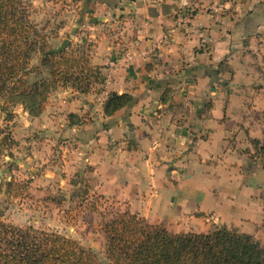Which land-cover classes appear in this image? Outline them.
<instances>
[{"label": "crops", "instance_id": "1", "mask_svg": "<svg viewBox=\"0 0 264 264\" xmlns=\"http://www.w3.org/2000/svg\"><path fill=\"white\" fill-rule=\"evenodd\" d=\"M92 9L87 34L103 90L78 97L67 87L54 100L58 111L91 117L72 127L65 120L63 133L82 152L97 143L92 153L106 156L93 158L97 191L174 232L188 231L178 222L190 215L257 221L264 168L245 150L264 133L247 129L246 93L236 83L258 72L244 63L262 60L264 0H95ZM227 74L237 82L218 87ZM109 91L132 102L105 116Z\"/></svg>", "mask_w": 264, "mask_h": 264}, {"label": "trees", "instance_id": "2", "mask_svg": "<svg viewBox=\"0 0 264 264\" xmlns=\"http://www.w3.org/2000/svg\"><path fill=\"white\" fill-rule=\"evenodd\" d=\"M92 46L82 42L57 51L31 20L22 0H0V111L4 119H12L9 107L16 104L39 115L48 94L58 86L80 95L90 93L102 80V66L91 62ZM36 55L38 63L33 62ZM132 99L127 92L109 91L102 105L104 115H113ZM69 119L71 124H82L84 117L70 113ZM249 142L253 151H245L264 168V137H250ZM13 143L0 123V170L2 152ZM77 181L71 180L72 184ZM12 185L5 182V192ZM85 185L86 192L90 187ZM2 217L0 209V264H100L91 249L73 238L6 223ZM102 229L111 264H264V246L251 233L225 225L206 232H172L162 223H150L138 213L123 210L105 218Z\"/></svg>", "mask_w": 264, "mask_h": 264}, {"label": "rangeland", "instance_id": "3", "mask_svg": "<svg viewBox=\"0 0 264 264\" xmlns=\"http://www.w3.org/2000/svg\"><path fill=\"white\" fill-rule=\"evenodd\" d=\"M22 1L29 8L31 20L46 34L53 47H58L64 39L69 40L67 46L71 44L75 46L82 42L94 45L91 42L93 37L87 34L90 32L87 31V22L90 18L88 13L93 11L92 5L95 0ZM105 30H110V33L112 31L110 27H106ZM261 35H264V31ZM261 43L263 44L260 53L262 60L252 59L251 63L243 62L247 70L256 67L258 71L256 76H244L236 83L237 81L229 78L227 74L226 78L222 77L218 82V87L227 82L229 86L236 83L244 88H238L246 93L243 98L246 110L241 111L240 114L248 123L247 129L256 136L264 133V37ZM33 62H39L38 55L34 56ZM64 88L67 87L58 86L48 94L39 115H32L23 105L16 104L9 107L13 117L8 121L4 119L5 113L0 111V123L14 141L3 150L1 155L2 219L6 223L19 226L30 225L73 238L91 249L97 255L100 264H111L106 255L102 222L111 214L123 211L124 207L119 201L96 189L95 185L100 179L95 174L97 171L93 166V158L107 160L106 156H97L92 153V148L97 143H92L93 146L87 152H82L78 139L74 137L66 139L63 131L66 129V121H70L69 114L58 111L61 110L62 105L54 100V95H58L57 92H63ZM102 90V86L98 83L94 85L91 92L99 94ZM76 94L78 97L84 96ZM106 96L104 95V100ZM42 114L44 116L40 117ZM73 114L84 117L82 124L91 120L89 113ZM234 115L237 116V112H234ZM59 116L62 117L59 118ZM72 125L74 124H71V127ZM233 133L232 131L230 137ZM251 159L258 160L252 157ZM76 174H78L77 177ZM73 179L78 180V183L72 184ZM82 179L83 182L80 181ZM7 181H11L14 185L10 187V192H5ZM85 184L90 187L86 192ZM257 184L256 198L259 197V202L262 204L257 221L249 222L247 221L249 219L244 218L242 221L239 220L240 225H238L228 215H224L221 216L222 221L201 220L200 222L195 219L197 216L190 215L178 222L182 224L178 229L201 232L225 225L241 232L251 233L264 246V183ZM16 187L17 191L14 190ZM235 223L236 227H234ZM168 229L174 232L173 229Z\"/></svg>", "mask_w": 264, "mask_h": 264}, {"label": "water", "instance_id": "4", "mask_svg": "<svg viewBox=\"0 0 264 264\" xmlns=\"http://www.w3.org/2000/svg\"><path fill=\"white\" fill-rule=\"evenodd\" d=\"M68 42H69L68 39H64V40L61 42V44H60L58 47H56V50H57V51L64 50V49L67 47ZM1 173H2V172L0 171V175H1Z\"/></svg>", "mask_w": 264, "mask_h": 264}, {"label": "built area", "instance_id": "5", "mask_svg": "<svg viewBox=\"0 0 264 264\" xmlns=\"http://www.w3.org/2000/svg\"><path fill=\"white\" fill-rule=\"evenodd\" d=\"M133 54H126L125 55V57L123 58V61L125 62V63H128V62H130L132 59H133Z\"/></svg>", "mask_w": 264, "mask_h": 264}]
</instances>
